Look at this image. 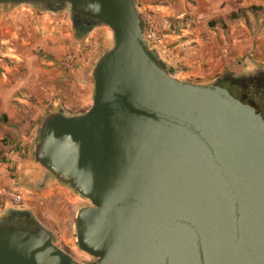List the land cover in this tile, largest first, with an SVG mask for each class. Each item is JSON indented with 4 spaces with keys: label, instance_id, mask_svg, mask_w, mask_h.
Listing matches in <instances>:
<instances>
[{
    "label": "water",
    "instance_id": "water-1",
    "mask_svg": "<svg viewBox=\"0 0 264 264\" xmlns=\"http://www.w3.org/2000/svg\"><path fill=\"white\" fill-rule=\"evenodd\" d=\"M63 1L109 29L89 108L47 114L33 160L87 201L77 263L43 227L0 219V264H264V120L217 84L171 77L143 39L136 0Z\"/></svg>",
    "mask_w": 264,
    "mask_h": 264
},
{
    "label": "crops",
    "instance_id": "crops-1",
    "mask_svg": "<svg viewBox=\"0 0 264 264\" xmlns=\"http://www.w3.org/2000/svg\"><path fill=\"white\" fill-rule=\"evenodd\" d=\"M142 1L143 12L153 14L159 20L163 31L161 48L177 52L184 44L170 47L178 39L170 34V24L172 22L182 26L180 28L185 35L193 31L185 27V12L190 9L192 0ZM196 1L205 4L207 11L221 2L214 0L215 4L212 5V0ZM259 4L250 7L264 9L263 2ZM260 21H264V18L255 24H260ZM210 24L212 23L207 24L209 30H217L218 24L213 28ZM219 29L225 34L229 30H223L221 26ZM247 29L251 30L252 27L248 26ZM194 34L201 35L198 31ZM204 34L207 35V43H212V32ZM257 40L259 44H249L250 57L247 59L250 61L247 70L254 73L264 68V37ZM110 43L111 34L105 27L96 26L84 33L78 32L71 12L65 8L52 9L31 4L0 6V100L8 107L13 100L25 105L27 101H33L37 116L51 106L68 109V112H63L66 117L86 111L93 95V69ZM67 54H72L75 61L73 69L65 71ZM159 57L162 59V54ZM217 59L232 65L223 56ZM170 63L171 61L168 62ZM1 116L6 117V122H0V142L4 137L12 136L10 133L14 132L18 113L0 111ZM34 130L37 129L33 126L21 138V144L27 149L30 148ZM0 149L13 162L18 157L17 153L8 151L1 144ZM12 166L0 164V187L19 192L23 195V202L17 207L0 204V219L13 214H26L30 223L49 232L53 245L62 250L69 247L74 240L75 215L78 209H75V202L68 190L50 183L28 162L13 166L15 172L12 171Z\"/></svg>",
    "mask_w": 264,
    "mask_h": 264
},
{
    "label": "rangeland",
    "instance_id": "rangeland-1",
    "mask_svg": "<svg viewBox=\"0 0 264 264\" xmlns=\"http://www.w3.org/2000/svg\"><path fill=\"white\" fill-rule=\"evenodd\" d=\"M212 1V5H214L215 2L214 0ZM260 2H263L264 4V0H221V2H218L212 10L207 11L208 7L205 4L192 0L190 9L185 12V17L187 18L185 27L194 32L190 31L188 33H191L192 35L188 33L185 35L182 33L183 29L180 28L182 26H177L173 32L169 31L172 36L176 38L178 37L175 43L170 44V47H177L182 43L184 45L181 46L177 52L169 49V52L173 55L171 60H167L164 57L162 59L160 58L166 65L171 77L188 84L209 85L223 84L225 79L236 83L249 82L250 79L264 73V68L258 70L256 73L247 70L249 66L248 64L250 63V61L247 60L250 57L249 44H259L257 38L264 37V21H260V24L257 25L255 24L256 21L248 15V26L252 27V29L249 30L247 29V24L244 23L243 18L241 17V11H243L242 14H244L246 9L253 5H260ZM44 6L53 9L58 8L45 4ZM59 8H65L69 11V7L65 4L59 6ZM230 15H236L239 19L234 21L230 18ZM208 23H214V25L218 24L217 30H209L207 27ZM220 24H224L225 27L229 29L226 34L219 29ZM102 27L105 26L102 25ZM106 29L109 31L108 28ZM196 31L200 32L201 35H195L194 33ZM208 31L212 32V43H207V35L204 33ZM109 33L111 34L110 31ZM217 33H219V35H217ZM111 44L112 34L111 43L108 48H110ZM222 44H224V47ZM220 56H223L225 61H228V63L231 62L232 65H228L227 62H222ZM217 58H220L221 60ZM169 61H171L170 64H168ZM65 69L66 68L64 67V70ZM66 70L68 71L70 69ZM0 111H17L18 116L17 122L14 124V132H11L10 135L12 136H9L7 139L11 141L14 140L15 144L19 146L23 153V157H16L14 162L7 156L5 151L0 157H4V159L9 161L10 165L13 166H17L18 164L25 165L28 162V164L32 165V167L38 172L42 173L40 167L36 165L33 160L37 130L47 114L53 112H68V109H60L59 106H51L48 107L45 112H41L37 116V109H35L33 101H27L25 105L13 100L9 103L8 107L7 105L4 106L3 102L0 100ZM33 126L34 128L36 127L37 130H34L30 148L27 149L21 144V138L27 135L29 129L33 128ZM13 166L12 171L15 172ZM49 181L52 184L54 183V185L62 186L53 180ZM65 189L67 188L65 187ZM67 190L75 202V209L89 205L87 201L79 198L69 189ZM5 218L6 216L3 217V219ZM63 250H66L65 252L69 253L77 263L91 261L89 256L80 252L76 248L74 240L69 247L64 248Z\"/></svg>",
    "mask_w": 264,
    "mask_h": 264
},
{
    "label": "trees",
    "instance_id": "trees-1",
    "mask_svg": "<svg viewBox=\"0 0 264 264\" xmlns=\"http://www.w3.org/2000/svg\"><path fill=\"white\" fill-rule=\"evenodd\" d=\"M65 4L63 1L58 2H51L46 3L45 5L52 6V7H58L57 9H60L59 6H62ZM53 9V8H52ZM243 11H241V17L243 18V21L248 26L247 18L248 15H250L251 18H253L255 21H258L262 18H264V9L260 7H249L245 10V13L242 14ZM71 17L73 20V23L75 25V28L78 32H86L87 30L94 28L96 26H102L101 23L98 21H93L88 18H82L79 16L74 15L71 13ZM230 18L234 21H237L239 18L236 15H230ZM177 23L170 24V30L173 32L176 29ZM215 25L214 23L210 24V27L213 28ZM220 26L223 28V30H227L224 24H220ZM219 87L226 89L232 97L239 100L243 104H247L249 106H252L255 111L259 114H261L263 120H264V73L261 75L254 77L250 79L249 82H230L227 79H225V82L223 84H217ZM61 114H64L63 112H60ZM6 122V117L1 116L0 122ZM8 137H5L1 140L0 144L3 147H7L8 151L17 153L19 157H23L22 150L19 148L18 145L15 144L14 141L8 140ZM4 151L0 149V156H2V153ZM0 164L1 165H10V162L4 159V157H0ZM11 217H17L19 219H25V224L29 227H36V224L30 223L29 217L26 214H13ZM6 219V218H5ZM66 251V250H65Z\"/></svg>",
    "mask_w": 264,
    "mask_h": 264
},
{
    "label": "built area",
    "instance_id": "built-area-1",
    "mask_svg": "<svg viewBox=\"0 0 264 264\" xmlns=\"http://www.w3.org/2000/svg\"><path fill=\"white\" fill-rule=\"evenodd\" d=\"M136 9L139 12L142 23H143V39L146 42L148 48L153 49L159 55L162 54L167 60H171L173 55L166 48L162 47L163 42V31L159 20L153 15L144 13V3L142 0H136ZM74 56L72 54H67L65 57V67L66 69H73ZM23 202V195L19 192L0 187V204H10L12 206H20Z\"/></svg>",
    "mask_w": 264,
    "mask_h": 264
},
{
    "label": "flooded vegetation",
    "instance_id": "flooded-vegetation-1",
    "mask_svg": "<svg viewBox=\"0 0 264 264\" xmlns=\"http://www.w3.org/2000/svg\"><path fill=\"white\" fill-rule=\"evenodd\" d=\"M8 217H11V215H9ZM8 217H6V218H8ZM13 218V220H15V221H20V222H24L25 221V219H19V218H17V217H12ZM25 223V222H24ZM28 226V225H27ZM29 227V226H28Z\"/></svg>",
    "mask_w": 264,
    "mask_h": 264
}]
</instances>
